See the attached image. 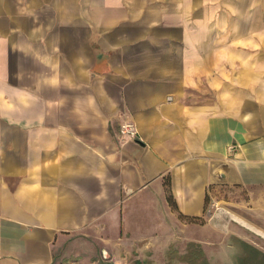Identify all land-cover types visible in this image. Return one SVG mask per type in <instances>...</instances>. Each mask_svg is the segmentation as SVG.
Masks as SVG:
<instances>
[{
	"label": "crops",
	"instance_id": "crops-1",
	"mask_svg": "<svg viewBox=\"0 0 264 264\" xmlns=\"http://www.w3.org/2000/svg\"><path fill=\"white\" fill-rule=\"evenodd\" d=\"M226 212L264 235V0H0V264H235Z\"/></svg>",
	"mask_w": 264,
	"mask_h": 264
},
{
	"label": "rangeland",
	"instance_id": "rangeland-1",
	"mask_svg": "<svg viewBox=\"0 0 264 264\" xmlns=\"http://www.w3.org/2000/svg\"><path fill=\"white\" fill-rule=\"evenodd\" d=\"M225 189V187L223 189L217 186L209 188L206 200V212L208 214H214L215 212H217L220 205H228L232 208L235 207L233 204L230 203L227 204L223 201L219 202L220 199L224 197L230 198L233 201L239 199V195L234 194L231 188L229 189L228 193ZM169 207L172 211L176 210L175 206H173L172 204H169ZM223 214H227L225 220H231L234 224L240 227L239 223H237L234 219H231L228 212ZM179 218L181 221L184 220L182 216H179ZM195 222L200 223L201 221L195 220ZM240 228L245 230L246 238L248 240L247 242H249V244L244 243L243 241H240L238 239H229V241L233 243L238 250L237 253L234 255L235 264H252L251 259H248L250 258L252 253L256 255L257 258L260 257L261 254H264V235L257 231H252L247 227ZM120 234L122 235V233ZM172 240L175 245V248L179 251V253H184L185 249L183 250V248L186 246L185 243L187 242L186 233L181 231L178 235H175ZM149 241H141L139 239H130L127 237H118L116 235L114 239V245L115 251L117 253L116 257H118L117 259H123L124 264H147V262L150 261L157 262L165 259V255L161 252H159L157 255L151 256V252L148 249L146 251V245L147 243H149ZM164 241L166 242V238L163 239V243ZM177 264H181V262H177Z\"/></svg>",
	"mask_w": 264,
	"mask_h": 264
},
{
	"label": "trees",
	"instance_id": "trees-1",
	"mask_svg": "<svg viewBox=\"0 0 264 264\" xmlns=\"http://www.w3.org/2000/svg\"><path fill=\"white\" fill-rule=\"evenodd\" d=\"M164 185L168 203L175 206L167 179L164 181ZM176 257L182 264H210L201 246L195 242H189L186 251ZM248 259H251L252 264H264V254H261L260 257L257 258V256L252 253Z\"/></svg>",
	"mask_w": 264,
	"mask_h": 264
},
{
	"label": "built area",
	"instance_id": "built-area-1",
	"mask_svg": "<svg viewBox=\"0 0 264 264\" xmlns=\"http://www.w3.org/2000/svg\"><path fill=\"white\" fill-rule=\"evenodd\" d=\"M119 133L122 138H135L137 135L136 126L132 121L124 120L119 125Z\"/></svg>",
	"mask_w": 264,
	"mask_h": 264
}]
</instances>
